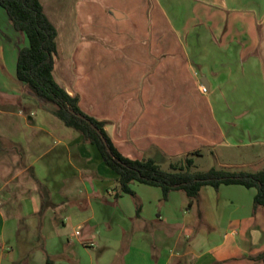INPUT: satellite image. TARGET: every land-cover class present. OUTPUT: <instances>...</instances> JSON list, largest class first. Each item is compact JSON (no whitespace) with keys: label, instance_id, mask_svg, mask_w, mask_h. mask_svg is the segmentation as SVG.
<instances>
[{"label":"crops","instance_id":"0c3cea01","mask_svg":"<svg viewBox=\"0 0 264 264\" xmlns=\"http://www.w3.org/2000/svg\"><path fill=\"white\" fill-rule=\"evenodd\" d=\"M39 2L57 33L54 80L78 97L84 114L105 123L122 156L163 166L196 151L264 146V0ZM10 32L13 60L27 42L12 25ZM4 45L0 41L2 112L25 87L9 74ZM34 107L23 102L18 114L38 132L29 139L0 134V224L10 218L33 232L45 208L53 231L35 264H45V254L55 256L52 264H263L257 257L264 254V205L254 209L255 189L203 186L190 207L182 191L162 201L151 190L136 217L121 203L127 194L114 199L115 181L98 182L96 149L81 135L63 139L51 127L38 129L52 114L37 108L45 115L36 119ZM40 132L57 137L56 146L43 147ZM51 153V161L36 163ZM62 153L71 173L52 182ZM115 206L128 224L116 229L103 214L104 230H97L96 214ZM9 233L1 228L0 238ZM10 250L12 262L17 251Z\"/></svg>","mask_w":264,"mask_h":264},{"label":"trees","instance_id":"16d2710c","mask_svg":"<svg viewBox=\"0 0 264 264\" xmlns=\"http://www.w3.org/2000/svg\"><path fill=\"white\" fill-rule=\"evenodd\" d=\"M0 7L13 29L21 33L27 42L17 53L16 79L32 92L36 101L51 104L54 108L50 113L96 149L104 165L115 175L114 199L122 194L133 197L136 217L139 216L140 205L130 189V184L134 182L158 188L163 201L170 192L182 191L189 199L188 207L198 198L203 186L217 189L220 185H240L256 190L254 209L264 205V171L229 172L216 168L192 171L194 157L201 155L198 151L171 160L166 169H162V161L131 160L122 156L107 136L105 123L84 114L78 107V97L69 95L54 80L52 72L57 33L39 0H0ZM257 258L264 264V254ZM45 264H52L49 257L45 258Z\"/></svg>","mask_w":264,"mask_h":264},{"label":"rangeland","instance_id":"374dc122","mask_svg":"<svg viewBox=\"0 0 264 264\" xmlns=\"http://www.w3.org/2000/svg\"><path fill=\"white\" fill-rule=\"evenodd\" d=\"M0 10H1L0 12H2V15L4 14L3 18L7 17L4 10L1 8ZM3 18H1L2 22H0V41L4 42L5 44L4 45L5 46L4 48L5 65L9 67V70H10L9 74H11V71L15 72L16 52L14 51L15 54H13V60H11V56H12L11 50H15V47L13 48L11 47L10 44H8L11 38L10 37L11 25H8L6 21L4 22ZM21 38H23V40H26L24 36H22ZM13 100H14L13 102L15 105L11 110L9 111L3 110L6 112L0 111V134L13 133L14 135L18 137L27 136V138L28 137L30 138L32 134L39 131V130H32V129L27 128L25 125L26 115L18 114V111H20L21 109L20 108L21 103L23 102H30L32 103V105L34 104L37 108L42 109L43 111H46V112H50L54 108L49 103H42V102L36 101L34 95L26 86L24 87V90L22 91V93L19 96L17 95ZM0 102H4V101L1 100L0 98ZM37 108L34 107L33 110L36 113L35 118L39 119L45 114L42 113L41 110ZM26 109H30V108L26 107ZM46 118L50 120V123L44 122L43 125H37L38 129H40L41 127H45V128L51 127L55 130L56 136L63 135L64 137L63 139H66V138L69 139V136H72L73 138L80 136V134L76 132L75 130L65 127L63 123L59 119H57L55 116L47 115ZM4 119H8L9 125H6L4 123ZM1 121L3 124H1ZM39 135H42L44 138L43 147L45 145L56 146L57 140H58L57 137H55L54 139L49 138L45 136L44 134H42L41 132L39 133ZM58 148H61V145ZM40 151L41 150L39 148L38 152L37 150H34L33 152L39 153ZM52 154L53 153L44 156L43 159L37 161L36 163H40L42 160L46 162L51 161ZM35 157L36 156L34 154H31V159H35ZM57 159L60 160L61 171L60 172L54 171V167H53V171L50 172V176L52 177L51 179L52 182L53 181L58 182L60 180H63L64 178L68 177V175L71 173V172L68 173L69 169H68L66 155H64L63 153L59 154ZM99 162L100 164H102V171H101V174H99L100 172L98 173L100 177L99 179H97L98 182H103V183H108L109 181L114 182L113 173L104 165L102 160L99 159ZM161 167L162 169H166L167 165L165 164ZM210 168H216L219 170H225L229 172L243 171V172H249V173H256L259 171H264V146L249 145V146H238L236 148H219L217 151H212V152L207 151L201 154V156L199 157H194V166L192 167V171H207ZM94 181H96V179ZM130 189L133 191L135 195V199L137 203L140 205L139 216L142 213L143 206L147 202H149V200L152 197L150 193L151 190H156L161 195V192L159 189L146 187V186L139 185L136 183L130 184ZM145 190H148V192H145ZM55 191L56 189L54 190V192ZM160 199L162 200V195ZM96 202H99V201H96ZM110 202H114V199L112 198ZM122 202L123 204L126 202V205L129 207V210L134 212V215H135V202H134L133 197H131L130 195H124L123 199L121 200V203ZM103 214L105 215V219L113 223V226L116 227V229L125 227L126 224H128L127 222H129V221L127 222L122 221L123 218L125 217L121 213V209L118 208L117 206H115V208L106 207V209L103 212L100 211L98 212V214H96V223L100 222V224L97 226V230L99 231L104 230L103 229L104 225L101 224L104 218ZM46 216L47 214H45V208H44L43 213L41 214V218H40V225L38 226V228L35 227L33 232L28 231L27 228L24 227L23 223L21 226V222L17 220L16 221L11 220L10 218L4 220L0 224V229L2 228L3 232L9 233L10 229L12 231L11 237H7V235L6 236L4 235L3 239L0 238V245L1 244L4 245L3 249L0 248V264H23L24 259L25 258L27 259L28 257H29L28 261H30V264H35L34 261H37L36 254H39L41 253V251H44L45 249L44 244L46 243V237L51 231H53V228H52L54 225L53 221L46 219ZM34 218H36L37 220V217H34ZM23 222L25 224V221ZM71 232H72L71 228H68L67 229L68 235H70ZM25 240L26 241L30 240L29 245L24 243ZM121 240L124 241L123 235H122ZM41 245H43L42 248H40ZM20 246L21 247L26 246L25 250L27 252L30 251L31 254L29 255L30 252L25 253L24 252L25 250L22 252L21 251L22 249H20ZM13 247L14 249L16 248L17 253H15V259L12 262H10L9 261L10 251H11L10 249H12ZM42 256H43V259H45V257H49L47 254L42 255ZM49 258L52 261V263L55 261V256H52V257L50 256Z\"/></svg>","mask_w":264,"mask_h":264},{"label":"water","instance_id":"95a60500","mask_svg":"<svg viewBox=\"0 0 264 264\" xmlns=\"http://www.w3.org/2000/svg\"><path fill=\"white\" fill-rule=\"evenodd\" d=\"M111 13H112L116 18H118V16H117V13H118V12H116V11H114V10H111Z\"/></svg>","mask_w":264,"mask_h":264},{"label":"built area","instance_id":"2783aa9c","mask_svg":"<svg viewBox=\"0 0 264 264\" xmlns=\"http://www.w3.org/2000/svg\"><path fill=\"white\" fill-rule=\"evenodd\" d=\"M202 91H203V92H205V89H204V88H202ZM76 234H78V233L76 232Z\"/></svg>","mask_w":264,"mask_h":264}]
</instances>
